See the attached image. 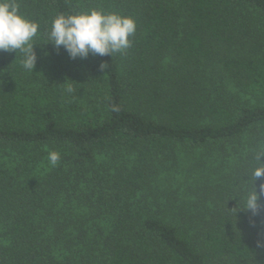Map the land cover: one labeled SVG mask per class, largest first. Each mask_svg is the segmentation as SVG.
Here are the masks:
<instances>
[{
    "label": "trees",
    "instance_id": "trees-1",
    "mask_svg": "<svg viewBox=\"0 0 264 264\" xmlns=\"http://www.w3.org/2000/svg\"><path fill=\"white\" fill-rule=\"evenodd\" d=\"M18 3L40 27L33 72L0 51V264H264V195L239 204L264 148V0ZM89 9L131 17V47L46 44Z\"/></svg>",
    "mask_w": 264,
    "mask_h": 264
},
{
    "label": "clouds",
    "instance_id": "clouds-1",
    "mask_svg": "<svg viewBox=\"0 0 264 264\" xmlns=\"http://www.w3.org/2000/svg\"><path fill=\"white\" fill-rule=\"evenodd\" d=\"M39 27L37 22L21 13L18 0H0V51L14 52L15 56L17 52L21 53L22 68L28 72H33L36 64L33 41ZM135 32L136 22L131 17L115 12L105 13L102 10L89 9L68 14L57 13L46 31V44H51L56 49L62 47L72 60L86 59L89 54L112 57L113 54L123 53L131 47L129 38ZM100 67L104 68V65ZM63 85L66 93L75 92L71 83ZM262 156L264 148L256 155L259 165L253 167L247 175L246 183L251 181V189L244 188L243 197L239 200L240 207L251 211L253 215L259 208V196L264 195V184L260 185L259 195L255 187L256 179L264 175V163L260 162ZM47 160L50 167H56L60 154L50 151Z\"/></svg>",
    "mask_w": 264,
    "mask_h": 264
}]
</instances>
